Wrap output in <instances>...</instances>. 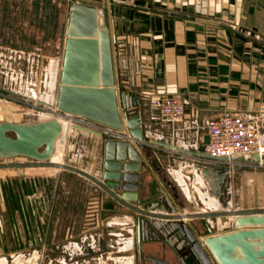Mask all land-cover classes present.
<instances>
[{
  "label": "crops",
  "instance_id": "crops-1",
  "mask_svg": "<svg viewBox=\"0 0 264 264\" xmlns=\"http://www.w3.org/2000/svg\"><path fill=\"white\" fill-rule=\"evenodd\" d=\"M87 1L104 10L118 93L133 97L144 136L159 148L142 150L131 143L137 152L134 157L124 148L107 149L105 138L71 130L64 138L66 164L53 160L17 164L14 170L41 171L53 181L63 171L71 173L94 185L107 198V212L117 214L108 226L91 228L73 243L64 241L63 230L62 243L56 245L50 231L49 247L62 249L59 264H183L176 250L182 237L169 235L170 242L152 222L166 230L168 224L184 221L204 241L240 230L234 226L236 218L264 215L233 203L224 208L222 191L229 184L212 182L213 175L206 174L208 166L201 160L208 154L211 119L225 111L253 118L264 107V0ZM10 9L20 7L0 4V60L8 48L2 45L1 29ZM162 95L183 99L182 121L161 120L153 101ZM8 113L0 104V121L20 123ZM107 160L140 164L137 202L124 200L121 191L102 179V163ZM232 178L234 174L231 183ZM154 232L158 238L151 241Z\"/></svg>",
  "mask_w": 264,
  "mask_h": 264
},
{
  "label": "rangeland",
  "instance_id": "rangeland-1",
  "mask_svg": "<svg viewBox=\"0 0 264 264\" xmlns=\"http://www.w3.org/2000/svg\"><path fill=\"white\" fill-rule=\"evenodd\" d=\"M93 3L87 0H0V4L20 7V10L5 12L8 17L3 20L1 29L2 45L8 48L0 60L4 88L0 94L21 101L0 96V104L9 112L8 118L20 122L47 120L54 116L55 113H50L54 109L56 115L64 119L68 112L58 107V97L72 5L95 7ZM14 45L20 49L11 52ZM114 75L117 85L115 66ZM64 142L62 164H66L68 139ZM17 164H36V161L0 159V261L3 264H12L14 260H18V264H49V259L59 264L62 249L49 247L50 231L56 245L62 243L59 234L67 232L64 241L69 244L91 228L108 226L109 219L117 215L107 212V198L79 177L63 171L53 181L41 171L16 172ZM261 172L264 173L233 172L232 183L222 191L226 202L222 203L223 207L229 209L228 204L233 203L247 211H264V175ZM103 237L105 235H99L103 243L101 251L106 250ZM44 245L47 248L43 256Z\"/></svg>",
  "mask_w": 264,
  "mask_h": 264
},
{
  "label": "water",
  "instance_id": "water-1",
  "mask_svg": "<svg viewBox=\"0 0 264 264\" xmlns=\"http://www.w3.org/2000/svg\"><path fill=\"white\" fill-rule=\"evenodd\" d=\"M84 25L85 28L82 27ZM58 107L118 130L126 127L134 139L151 142L143 134L133 97L118 93L111 39L102 8L72 5ZM71 130L95 138H105L107 149L124 148L137 157L136 150L127 142L110 139L100 132L75 124L70 125L66 131L64 121L51 118L20 123L0 121V159L24 158L49 163L56 153L58 141ZM140 148L146 149L144 145ZM206 157L211 158L209 154ZM207 166L206 174L208 171L212 173V182L216 185L222 182L231 184L232 171L212 164ZM139 170L138 162L107 160L102 163V179L114 190L121 191L124 200L137 202ZM212 188L217 191L214 184ZM172 211L176 212L174 208ZM151 224L170 242L169 235L177 237L175 233H179L182 240L176 250L183 264H264V215L236 218L234 226L240 230L207 237L204 241L184 221L168 224L166 230L156 222ZM157 238L154 232L149 240L155 241Z\"/></svg>",
  "mask_w": 264,
  "mask_h": 264
},
{
  "label": "built area",
  "instance_id": "built-area-1",
  "mask_svg": "<svg viewBox=\"0 0 264 264\" xmlns=\"http://www.w3.org/2000/svg\"><path fill=\"white\" fill-rule=\"evenodd\" d=\"M2 86L3 82L0 77V93L4 90ZM1 95L10 101L21 102L13 96ZM49 106L54 107L53 105ZM153 107L159 112L161 120L168 124L179 123L186 113L185 103L178 95L158 96L153 101ZM50 113H55L52 118L68 122L69 125L75 124L100 132L116 141L136 144L139 148L142 145L146 148H159L151 142L134 139L129 131L118 130L90 119H87V121L86 118L83 120L81 116L69 113L64 115L63 118L67 120L65 121L62 117L56 115L54 109L50 110ZM207 131L209 136L208 154L211 158H202L203 163L226 167L232 172L236 170L264 171V107L260 108L258 115L253 118H248L237 112L225 111L208 122ZM168 152L171 153L172 151L168 150ZM222 158L225 159L221 160ZM30 247L33 246L30 245ZM46 248L44 245L43 256ZM18 263V260L12 261V264ZM0 264H3L2 260ZM49 264H53V262L49 261Z\"/></svg>",
  "mask_w": 264,
  "mask_h": 264
},
{
  "label": "bare ground",
  "instance_id": "bare-ground-1",
  "mask_svg": "<svg viewBox=\"0 0 264 264\" xmlns=\"http://www.w3.org/2000/svg\"><path fill=\"white\" fill-rule=\"evenodd\" d=\"M83 28H85L86 26H82ZM65 128H67V126H70L68 122H64ZM66 132V131H65ZM64 137H62L59 141H58V145H57V150L56 153L53 157V162H57V163H61L62 162V158H63V148L62 145L64 143ZM61 147V148H60ZM59 165V164H58Z\"/></svg>",
  "mask_w": 264,
  "mask_h": 264
}]
</instances>
